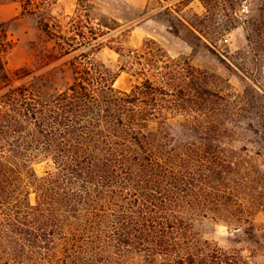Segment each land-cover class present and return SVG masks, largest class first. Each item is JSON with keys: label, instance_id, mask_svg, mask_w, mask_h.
Masks as SVG:
<instances>
[{"label": "trees", "instance_id": "obj_1", "mask_svg": "<svg viewBox=\"0 0 264 264\" xmlns=\"http://www.w3.org/2000/svg\"><path fill=\"white\" fill-rule=\"evenodd\" d=\"M21 1L34 12L28 9L33 0ZM201 1L207 9L201 23H216L221 0ZM242 20L249 47L257 59L264 58V0L250 2ZM117 51L129 64L140 59L137 64L145 71L151 68L157 79L147 78L123 92L105 76L104 82L95 79L96 65L80 54L63 65L72 82L51 93L43 89L45 79L32 72L13 76L0 56V264H242L222 249L199 247L193 222L221 210L232 221L228 205L215 202L224 197L240 211L235 222L247 220L249 208L256 205L251 175H264L263 150L217 156L214 166L207 153L197 160L202 176H183L177 148L164 141L169 137L163 127L176 113V93L185 94L180 84L184 78L197 84L196 73H187L181 62L173 63L161 51L160 57L153 49L144 56ZM69 54L63 48V56ZM201 90L206 93L195 88ZM255 92L257 125L249 124L244 132H254L264 143V94ZM230 111L238 115L234 108ZM152 123L162 124L161 129ZM39 153L56 165L44 177L33 169ZM217 172L228 173L226 187L209 184L206 177ZM178 176L185 178L182 184ZM257 202L263 206L264 198Z\"/></svg>", "mask_w": 264, "mask_h": 264}, {"label": "rangeland", "instance_id": "obj_2", "mask_svg": "<svg viewBox=\"0 0 264 264\" xmlns=\"http://www.w3.org/2000/svg\"><path fill=\"white\" fill-rule=\"evenodd\" d=\"M237 1L221 0L216 23L210 19L201 23L207 15L201 0H33L28 9L34 12L26 11L21 0H0V56L13 76L17 71L32 72L45 79L48 86L43 89L51 93L63 91L72 82L70 73H63V65L75 60L74 55L85 54L98 69L95 79L104 82L101 76H105V81L112 80L114 88L123 92L157 77L151 68L145 71L143 64H137L140 59L134 65L127 63L117 49L141 51L143 56L153 49L156 55L158 51L169 55L173 63L181 62L187 73H196L199 84L190 78L180 84L186 87L185 94L178 91L174 97L176 113L163 127L169 137L164 141L177 148L175 155L183 176L189 172L202 176L197 160L207 153H212L210 164L214 166L217 156L244 155L247 150L264 152L263 141L254 132H244L249 124L257 125L258 98L254 92L264 94V58L257 59L242 25V16L253 0ZM168 8L178 12L170 14ZM191 23L199 29H192ZM63 48L71 54L64 57ZM196 87L206 93L195 91ZM243 98L246 104L241 102ZM232 108L238 115L234 116ZM151 126L157 130L162 124ZM33 169L38 177H44L55 171L56 165L48 154L39 153ZM219 172L206 178L211 186L226 187L224 176L228 173L221 176ZM183 176H178L177 183L182 184ZM263 185L264 175L252 173L250 190L256 205L249 208L246 221L235 222L240 211L226 197L215 202L228 205L232 221L223 210L195 218L192 230L201 241L199 247L222 249L242 264H264V205L257 202L264 198ZM30 200L36 203L34 190Z\"/></svg>", "mask_w": 264, "mask_h": 264}]
</instances>
